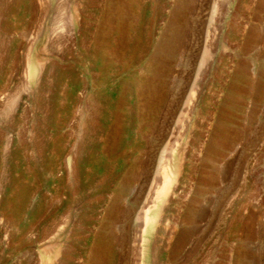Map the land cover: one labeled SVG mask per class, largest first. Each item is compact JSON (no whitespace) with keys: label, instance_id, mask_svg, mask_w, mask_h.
<instances>
[{"label":"rangeland","instance_id":"obj_1","mask_svg":"<svg viewBox=\"0 0 264 264\" xmlns=\"http://www.w3.org/2000/svg\"><path fill=\"white\" fill-rule=\"evenodd\" d=\"M0 264H264V0H0Z\"/></svg>","mask_w":264,"mask_h":264},{"label":"bare ground","instance_id":"obj_2","mask_svg":"<svg viewBox=\"0 0 264 264\" xmlns=\"http://www.w3.org/2000/svg\"><path fill=\"white\" fill-rule=\"evenodd\" d=\"M36 64V63H35ZM32 76V75H31ZM171 173V172H170ZM168 171H166L165 173H164V182H163V187H162V189H161V193H160V195H159V198H158V200L159 201H163V196L165 195V193L167 192V190L169 189V187H170V185H171V182H172V177H171V174H170ZM175 173V172H174ZM173 173V174H174ZM20 198V197H19ZM158 201V202H159ZM156 220V215L154 214V215H149V214H146V216H145V222H146V226H148V225H150L151 223H152V221H155ZM147 229H148V227H147ZM145 231H147V230H145ZM150 232V231H149ZM148 232V233H149ZM146 233V232H145ZM147 236V235H146ZM149 238V237H148ZM144 239V238H143ZM144 241V240H143ZM146 242V241H145ZM146 245V244H145ZM148 249V248H147ZM143 256V255H142ZM140 259H141V257H140ZM145 260V259H144Z\"/></svg>","mask_w":264,"mask_h":264}]
</instances>
